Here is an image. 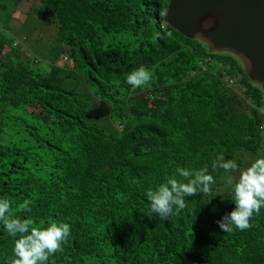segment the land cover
<instances>
[{
    "label": "trees",
    "instance_id": "1",
    "mask_svg": "<svg viewBox=\"0 0 264 264\" xmlns=\"http://www.w3.org/2000/svg\"><path fill=\"white\" fill-rule=\"evenodd\" d=\"M14 2L15 12L40 11L71 62L41 72L20 60L25 39L0 40V198L34 227L70 225L47 264H264V207L247 230L216 224L251 165L242 154H264V87L241 61L165 24L168 0ZM141 65L151 81L133 88L126 77ZM72 73L108 104L110 131L92 121L89 98L63 89ZM220 153L237 169L213 170ZM204 167L209 193L169 220L152 215L147 190ZM17 238L0 225V264L15 258Z\"/></svg>",
    "mask_w": 264,
    "mask_h": 264
},
{
    "label": "clouds",
    "instance_id": "2",
    "mask_svg": "<svg viewBox=\"0 0 264 264\" xmlns=\"http://www.w3.org/2000/svg\"><path fill=\"white\" fill-rule=\"evenodd\" d=\"M151 78L150 70L141 65L132 70L126 80L133 88H142L150 83ZM211 167L213 170L231 172L238 165L234 160L225 159L224 154L220 153ZM177 172L182 179L172 176L165 183L145 193L152 215L155 214L159 220H169L186 208L187 197L200 192L209 193L210 186L215 183L208 167L199 170L178 168ZM233 193L232 202L235 207L216 221L224 233H230L234 229H249L253 215L259 214L264 207V158L256 159L240 173ZM20 211L31 212L27 201L20 205ZM11 213L12 201L9 198H0V225L10 236L18 237L14 244L15 258L10 264H47L50 256L63 252V245L71 235L68 223L51 222L47 227L39 228L33 226L34 220L31 216L13 217Z\"/></svg>",
    "mask_w": 264,
    "mask_h": 264
},
{
    "label": "water",
    "instance_id": "3",
    "mask_svg": "<svg viewBox=\"0 0 264 264\" xmlns=\"http://www.w3.org/2000/svg\"><path fill=\"white\" fill-rule=\"evenodd\" d=\"M162 21L211 52L229 53L264 87V0H168Z\"/></svg>",
    "mask_w": 264,
    "mask_h": 264
},
{
    "label": "rangeland",
    "instance_id": "4",
    "mask_svg": "<svg viewBox=\"0 0 264 264\" xmlns=\"http://www.w3.org/2000/svg\"><path fill=\"white\" fill-rule=\"evenodd\" d=\"M16 5L14 0H0V40L10 44V41L25 39L23 45L16 48L20 60L39 68L41 72H48L50 64L68 68L71 62L63 61L54 27L41 19L40 11L37 9L33 8L29 13L15 12ZM118 38L121 42L123 41V37ZM123 42L126 43V41ZM35 60L37 64H33ZM62 87L67 91L89 98L88 110L92 121L98 126L106 131L114 128L110 120L108 104L90 96L91 90L79 73H72L63 81ZM242 158L245 164H251L258 158H264V154L243 153Z\"/></svg>",
    "mask_w": 264,
    "mask_h": 264
}]
</instances>
